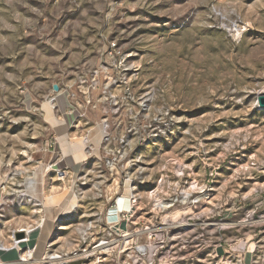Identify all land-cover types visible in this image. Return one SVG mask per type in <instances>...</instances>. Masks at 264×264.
I'll use <instances>...</instances> for the list:
<instances>
[{
  "label": "rangeland",
  "instance_id": "obj_1",
  "mask_svg": "<svg viewBox=\"0 0 264 264\" xmlns=\"http://www.w3.org/2000/svg\"><path fill=\"white\" fill-rule=\"evenodd\" d=\"M261 94L264 0H0V241L39 226L22 196L49 168L45 196L79 203L66 217L43 210L44 256L95 253L108 208L136 195L126 230L158 231L153 258L136 261L145 237L73 264H264ZM48 104L74 118L77 172L53 170L63 153Z\"/></svg>",
  "mask_w": 264,
  "mask_h": 264
},
{
  "label": "bare ground",
  "instance_id": "obj_2",
  "mask_svg": "<svg viewBox=\"0 0 264 264\" xmlns=\"http://www.w3.org/2000/svg\"><path fill=\"white\" fill-rule=\"evenodd\" d=\"M61 104V110H63L62 104L65 103V100H59ZM45 110L48 115L49 121L57 128V132L59 134V143H58V152L63 153V161L58 162L53 166V170L55 172L61 171L63 166H70L75 172H77L78 164L75 162V158L80 156L79 164L85 158L83 152V141L69 142L67 131L73 122V117H68L65 122H60L55 118L53 108L48 104L45 106ZM99 134V141L102 140V135L104 134L103 129ZM94 142V140H92ZM98 146V145H97ZM56 160V159H55ZM54 161V160H53ZM57 161V160H56ZM50 169H45L39 172V176H37V172H34L33 177L28 179L25 184L26 194L22 197H25L28 202L32 203V209L35 216L37 215L40 218L38 222L39 226L37 228L26 227L21 230L22 232L28 235L26 240H19L13 236L12 238V246H8L5 243L0 241V264H7L9 262H16L17 264H31V260L33 257L38 256L40 258V263L44 260V245L45 240L50 235V229L46 222L45 216L43 214L44 211H48L51 208L60 209L61 215L63 217L69 216L73 213L74 209L78 207L79 197L77 195H73V197L69 200H66V194L64 195H53L51 197L45 196V182H46V174ZM40 178H42V193L40 192ZM40 186V187H41ZM66 189V188H65ZM57 192V191H56ZM57 194V193H56ZM123 207L129 210V203L125 200ZM180 213V212H179ZM53 226V225H52ZM24 228V227H23ZM60 230V229H59ZM42 236V243L39 247L35 245L38 237ZM241 244V243H240ZM28 248L24 254L23 251ZM243 249V248H242ZM35 255L33 256V253ZM250 252V251H249ZM32 253V254H31ZM54 256V255H53ZM42 257V258H41ZM49 258H53L50 257ZM19 262V263H18Z\"/></svg>",
  "mask_w": 264,
  "mask_h": 264
},
{
  "label": "built area",
  "instance_id": "obj_3",
  "mask_svg": "<svg viewBox=\"0 0 264 264\" xmlns=\"http://www.w3.org/2000/svg\"><path fill=\"white\" fill-rule=\"evenodd\" d=\"M125 200L129 203V210L123 207ZM137 201L138 200L136 195H130L124 197V199L117 198V200L108 208L106 217V228L110 232L109 237L106 239H102L95 246H93V250H95V253H88V250L84 249L83 254L80 255L77 251H74L71 254L73 257L69 261L67 260L68 255L56 254L54 256L50 255V257L53 258H49V253H47V256H44V260L41 264H73L75 261L78 260L88 261L89 259L94 258L98 249L100 251L106 249V252H104L106 253L105 255H110L109 252L113 251V247L118 243H120L121 245L123 243V239H125V244L136 243L137 245L140 244L145 237V242H147L146 245H139L135 249V256L137 258L136 261H143L147 257L152 259L154 256V252L156 251L159 245L155 243V240L158 237V231L154 228L148 227L144 231L138 230L137 232H135V234L134 232L130 234L128 230H126L129 224L132 223V219L135 213L134 209L136 207ZM92 229L94 228H89L90 232ZM90 234H92L94 237L93 243H96L97 240L95 238L94 232L92 231ZM89 240L91 241L92 238L88 236V233H84V236L81 240L83 241V244H90ZM91 262H93L92 264H105L104 262H107V258L100 259L99 257L96 261L91 260Z\"/></svg>",
  "mask_w": 264,
  "mask_h": 264
},
{
  "label": "water",
  "instance_id": "obj_4",
  "mask_svg": "<svg viewBox=\"0 0 264 264\" xmlns=\"http://www.w3.org/2000/svg\"><path fill=\"white\" fill-rule=\"evenodd\" d=\"M257 105L259 109H264V94L258 96Z\"/></svg>",
  "mask_w": 264,
  "mask_h": 264
}]
</instances>
